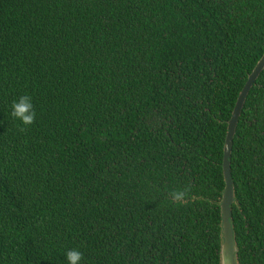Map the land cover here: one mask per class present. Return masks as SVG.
Returning <instances> with one entry per match:
<instances>
[{"label":"trees","instance_id":"trees-1","mask_svg":"<svg viewBox=\"0 0 264 264\" xmlns=\"http://www.w3.org/2000/svg\"><path fill=\"white\" fill-rule=\"evenodd\" d=\"M263 55L264 0H0V264H221ZM230 160L237 261L264 264V69Z\"/></svg>","mask_w":264,"mask_h":264},{"label":"water","instance_id":"water-1","mask_svg":"<svg viewBox=\"0 0 264 264\" xmlns=\"http://www.w3.org/2000/svg\"><path fill=\"white\" fill-rule=\"evenodd\" d=\"M264 69V55L255 66L252 73L243 87L235 105L233 115L229 121V130L225 145V157H224V173L226 179V187L223 193L221 202V209L223 215V243L221 248V264H238L237 251L238 247L235 240L234 228L231 221L232 217V205L235 201L234 182L231 172V155L233 149L234 136L236 134L237 125L242 114L243 107L245 105L247 96L253 87L255 81Z\"/></svg>","mask_w":264,"mask_h":264},{"label":"clouds","instance_id":"clouds-1","mask_svg":"<svg viewBox=\"0 0 264 264\" xmlns=\"http://www.w3.org/2000/svg\"><path fill=\"white\" fill-rule=\"evenodd\" d=\"M36 111L32 97L28 94L21 95L11 104V116L25 126L35 123ZM187 195V189H175L171 193L173 202L183 201ZM66 264H83L84 254L77 248L69 249L65 253Z\"/></svg>","mask_w":264,"mask_h":264}]
</instances>
